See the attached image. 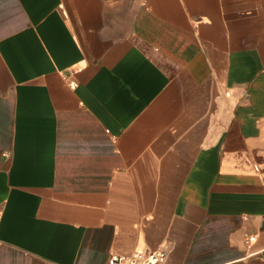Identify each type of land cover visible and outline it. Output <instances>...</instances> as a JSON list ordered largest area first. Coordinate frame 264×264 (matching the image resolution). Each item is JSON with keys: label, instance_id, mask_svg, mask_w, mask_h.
<instances>
[{"label": "crops", "instance_id": "1", "mask_svg": "<svg viewBox=\"0 0 264 264\" xmlns=\"http://www.w3.org/2000/svg\"><path fill=\"white\" fill-rule=\"evenodd\" d=\"M161 248L264 264V0H0V264Z\"/></svg>", "mask_w": 264, "mask_h": 264}, {"label": "built area", "instance_id": "2", "mask_svg": "<svg viewBox=\"0 0 264 264\" xmlns=\"http://www.w3.org/2000/svg\"><path fill=\"white\" fill-rule=\"evenodd\" d=\"M250 237L245 242L248 243ZM167 251L165 249H154L150 251L136 250L127 254L110 253L108 264H162Z\"/></svg>", "mask_w": 264, "mask_h": 264}]
</instances>
